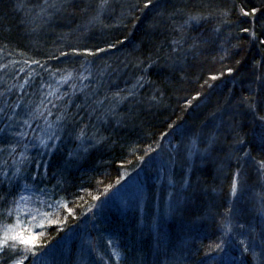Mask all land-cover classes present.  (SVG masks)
Returning a JSON list of instances; mask_svg holds the SVG:
<instances>
[{"label": "trees", "instance_id": "1", "mask_svg": "<svg viewBox=\"0 0 264 264\" xmlns=\"http://www.w3.org/2000/svg\"><path fill=\"white\" fill-rule=\"evenodd\" d=\"M185 2L186 11L208 17L193 25L189 36L209 43L196 53L181 54L182 62L166 66L171 40L179 33L166 28L153 32L149 27L153 14L145 16L133 7H142L144 0H110L97 20L93 18L101 0H65L57 8L48 7L45 0H0V195L6 196L0 200V225L16 223V212L9 216L8 210L20 196L29 197L28 204L33 202V210L44 217L41 225L26 226L42 245L34 249L37 254L32 256L20 246L16 253L11 249L0 253V264H12L20 256L27 257L24 264H261L250 253L240 257L231 237L223 236L219 227V214L234 199L230 186L237 163L229 159L232 136L221 131L214 151L190 160L186 146L193 133L214 127L210 113L222 106L225 117L233 111L225 106L226 100L232 104L255 93L261 100L258 112L264 115V82L256 80L264 76L260 43L264 0ZM190 43L189 39L184 48ZM73 49L79 55H61ZM149 57L159 60L146 75L154 83L139 90L142 103H121L107 123L96 113L89 115L91 100L86 103V98L94 90L103 97L131 87L132 77L138 74L133 66L145 61L147 67ZM228 68L238 71L229 75ZM212 76L219 78L212 80ZM154 88L160 90L159 102L149 103ZM72 113L78 114L77 127L91 121L97 139L107 140L92 147L88 144L94 142L75 141L64 131L71 128ZM235 119L249 141L243 147L256 161L264 159L258 139L260 121L244 110ZM52 130L62 139L49 152L39 140ZM48 144L51 147L52 142ZM197 147L203 150L205 143L198 141ZM189 164L191 171L186 172ZM257 167L251 159L244 163L245 190L234 202L245 212H255L251 221L243 215L238 220L254 226L259 240L264 224L256 211V194H264V177ZM126 188L130 196L124 195ZM245 194L253 198L250 205L244 201ZM178 209L188 225L184 237L176 233ZM20 214L25 217L21 209ZM78 234L85 236L82 247ZM221 241L223 251L209 250V245ZM131 243L146 254L145 260L126 257ZM176 253L170 262L168 258Z\"/></svg>", "mask_w": 264, "mask_h": 264}, {"label": "snow or ice", "instance_id": "2", "mask_svg": "<svg viewBox=\"0 0 264 264\" xmlns=\"http://www.w3.org/2000/svg\"><path fill=\"white\" fill-rule=\"evenodd\" d=\"M65 0H52L51 4H48V0H45V4L48 7L57 8L64 6ZM110 6V0H101L99 4V9L97 16L93 18V20L99 19L100 13ZM138 8L141 13L147 16L148 12H151L152 15V24L149 27L153 30V32L157 30L167 29L173 33H179V37H173L170 43L171 51L165 57V65L166 66H174L178 62H182L181 54H186L188 52L196 53L203 48H205L209 41L203 40L200 37L189 36L188 30L191 29L193 25H199L201 22L208 19L201 12H192L186 11L187 3L185 0H177L176 3H172L171 0H144L143 6L140 7L139 4L133 6ZM171 8V11L168 9ZM58 10V9H57ZM42 12H46V9H42ZM255 11V10H253ZM131 14V13H129ZM50 15V14H49ZM243 15L247 16L248 13L244 12ZM181 17V20H177V17ZM137 19H140L137 17ZM91 22V21H90ZM215 32H219L220 29L217 27L214 29ZM244 32H248L247 28L243 29ZM253 38H255V33H252ZM191 40V43L188 44L187 48H184V45ZM118 44H122L123 41L117 40ZM260 43L264 45V40H261ZM110 47H115V45H110ZM98 52L105 51L104 49H97ZM79 55V53L73 49L72 53H62L61 55L67 57L69 55ZM88 55H95V53H88ZM223 59V57H221ZM159 57L156 60H152L151 57L148 58L147 67H145V61H137V63L133 66L138 73L136 76L132 77L134 83H132L131 87L126 86L125 88L118 89L115 92H111L110 94H106L103 97H99L97 91H93L88 98H86V103L88 100H91V103L88 104L89 115L91 116L93 113L97 114V119H103L105 123H107V117L115 116L116 109L121 103L125 102H133V105L142 103V100L138 99L139 90L144 88L146 84H153V81H150L146 78L148 68L152 67V65L157 64ZM264 60V57H262ZM241 61H237L239 65ZM260 62H257L259 64ZM127 68V65H125ZM234 71H238V69L228 68L227 72L229 75L233 74ZM103 75V73H101ZM219 77L212 76V80H217ZM81 80L86 79V77L81 76ZM256 80L264 82V76H257ZM158 88H154V94L149 98V103H158L157 94L159 93ZM193 99H198L197 97H193ZM71 103V100H69ZM191 102L189 101V104ZM261 100L257 99L255 93H251L249 96H243L232 104L226 100L225 106L231 108L233 111L225 117L223 112V107L217 108L215 112L210 113V116L213 120L216 121L214 127L207 132L203 130L197 131L192 134L189 138V143L186 146L187 148V159L190 160L193 155L200 154H210L215 150L216 146L220 143V133L223 131L226 135L230 134L232 136V143L229 146L231 151L229 153V159H235L237 163L236 170L231 177V186H230V195L233 197V200L228 202V207L224 210V212L220 215L219 227L223 231V236H230L231 242L233 245L237 247L240 251V257H245L249 253L251 254L253 260L260 259L261 264H264V227L260 229L259 232V240L256 238L255 228L252 225H248L244 222H240L238 217L245 214V209L237 207L235 202L239 200L241 194L245 190V182L242 178V170L244 167V163L251 159L255 161L257 164V171L264 177V159L256 161L255 157H252L251 151L245 149L243 146L246 143H249L247 140L244 130L241 128L240 124L236 121L235 117L241 114V110L250 111L253 113L256 120L260 121L261 134L258 139L260 142V147L264 150V115L259 114L258 106L260 105ZM55 106V105H53ZM78 108L82 107V105H77ZM0 112H3V109H0ZM217 113H219V118H217ZM51 113H49L50 115ZM77 113H72L71 118L68 120V124L71 125V128H65L64 131L67 132L69 136H71L75 141L81 142L84 144L85 142H94L89 143L88 147H92L95 144H100L107 140V137H100L97 139V130L96 125L91 121L88 123H81L77 127ZM11 119V117H9ZM59 119V118H58ZM24 123H27L25 121ZM49 129H52V125H48ZM171 127V125L169 126ZM89 129H92V133L89 134ZM3 131V129H0ZM17 136L26 135V133H16ZM62 136L57 134L55 130H52L46 139H40V145L44 146L49 152L55 148V142L61 140ZM203 141L205 143V147L203 150L197 147L198 141ZM48 141L52 142L51 147H49ZM13 150H15V146ZM88 147H85L83 150L87 151ZM2 150V149H0ZM69 155H73V153H69ZM172 163H177L178 161L175 157L172 158ZM187 171H191V165L189 164ZM169 183H173L171 178L169 179ZM184 184H188V180L185 176ZM43 191V189H41ZM215 191V189H213ZM257 203L259 207L256 208V211L259 213L261 217V224H264V194L257 193ZM6 199V196L0 195V200ZM29 199V197L20 196L17 200L13 201L14 208H9L8 215L11 216L13 212H16V223L14 225H0V253H3L9 249L16 253L20 246L32 256H35L37 253L34 251L37 247H42L39 244L38 238L28 230V234H25V229L23 228L22 216L20 214L21 203L25 202ZM95 199H99L96 197ZM47 207L51 208V205H47ZM71 209H68L69 214H71ZM37 212L39 210L37 209ZM34 219V218H33ZM55 223H59V221H55ZM111 243V241H109ZM259 248L260 251L257 252L256 249ZM210 251H223V241L220 243H216L214 245H209ZM240 257H236V259H240ZM26 256H20V258H15L12 261V264H24ZM241 264H244L241 261Z\"/></svg>", "mask_w": 264, "mask_h": 264}, {"label": "rangeland", "instance_id": "3", "mask_svg": "<svg viewBox=\"0 0 264 264\" xmlns=\"http://www.w3.org/2000/svg\"><path fill=\"white\" fill-rule=\"evenodd\" d=\"M158 181L160 182L161 180L158 179ZM135 186H137V184H136ZM125 190H126V191L124 192V195H128V194H129V196H130V189H129V188H126ZM133 190H137V189H132V191H133ZM118 197H119V195H118ZM124 202H125V201H122V206H125ZM35 207H36V205H35L33 202H32L31 204H28V200L25 201V202H22V203H21V207H20V209H21L22 211L25 212V214H22V215L25 216V217L22 219L23 228H24L25 231H27V232H28V230H30V231L33 230V229L30 228V226H29V227H26V226L29 225L30 222H31V223H36L37 225H41V222H42L43 219H44V217H40V216H38V214L36 213V211L33 210V208H35ZM35 216H38V217L35 218V219H33ZM177 216H178V224H177L176 233H177V235H178L179 237H184L185 234H186V231H187V227H188V225H187V224L184 222V220L182 219L181 212L179 211V209H178V211H177ZM35 220H36V221H35ZM31 223H30V225H31ZM77 237H78V239L80 240V242H78V246H79V247L84 246L85 236H82V234H78V235L76 236V238H77ZM73 238H74V237H73ZM86 249H88V247H87ZM92 251H93V250H92ZM177 254H178V253H176V254L170 256V257L168 258V260H169L170 262H171V261L173 262V257L176 256ZM117 255H118V254H117V252H116V253H115V256H117Z\"/></svg>", "mask_w": 264, "mask_h": 264}, {"label": "bare ground", "instance_id": "4", "mask_svg": "<svg viewBox=\"0 0 264 264\" xmlns=\"http://www.w3.org/2000/svg\"><path fill=\"white\" fill-rule=\"evenodd\" d=\"M217 173L218 175L223 174V172L221 171H218ZM249 175L252 176V173H249ZM252 200L253 198L250 195L248 194L244 195V201L247 205H250ZM254 213H255L254 211L248 212V209H247V211L245 212L243 216L248 217L249 221H251L254 217ZM146 239H148V237H146ZM150 240L151 242H156L155 238H150ZM125 255L129 260H143V259L145 260L146 259V254L140 248L135 247V245L132 243L127 245L125 249Z\"/></svg>", "mask_w": 264, "mask_h": 264}]
</instances>
